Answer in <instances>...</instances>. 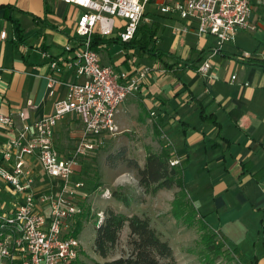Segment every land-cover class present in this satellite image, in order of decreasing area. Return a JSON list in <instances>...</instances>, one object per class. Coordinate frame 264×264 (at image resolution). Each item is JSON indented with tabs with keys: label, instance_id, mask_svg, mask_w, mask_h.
I'll use <instances>...</instances> for the list:
<instances>
[{
	"label": "crops",
	"instance_id": "obj_1",
	"mask_svg": "<svg viewBox=\"0 0 264 264\" xmlns=\"http://www.w3.org/2000/svg\"><path fill=\"white\" fill-rule=\"evenodd\" d=\"M80 14V7L62 0H0V113L16 117L29 101L36 105L30 121L53 113L55 102L67 94V82L76 78L67 69L56 72L61 83L50 96L48 75L56 76L50 61L64 55V46L76 38ZM164 16L163 25L158 20L143 23L156 22L159 31L180 22ZM251 21L255 30H239L235 40L210 59L209 75L196 69L203 59L195 67L179 64L166 69L163 61L137 49H128L120 58L109 53L103 57L105 49L119 43L99 52L104 63L119 69H129L132 62L152 67L144 85L120 106L118 113L124 115L116 116L118 130L126 131L129 125L138 129L152 126L157 138L158 128L173 157L180 160L188 196L199 216L225 238L241 264H264V1H255ZM3 31L7 32L5 38ZM187 34L197 37L195 44L182 39ZM175 36L174 49L168 51L184 59H195L202 50L206 51L204 58L215 43L213 36L199 38L193 30ZM156 37L161 47L162 34ZM133 54L140 56L132 60ZM202 112L213 114L217 122L204 119ZM79 121L75 114H67L56 125L55 141L61 152L76 146L82 128ZM16 135L17 129L0 123V151ZM162 147L154 151L160 152ZM146 157L147 153L138 161L140 165ZM35 167L39 186L49 182L41 166L35 163ZM121 167H110L116 182L131 184ZM4 188L0 182L2 196ZM118 202L110 206L127 214L146 213L136 203L126 206Z\"/></svg>",
	"mask_w": 264,
	"mask_h": 264
},
{
	"label": "built area",
	"instance_id": "obj_2",
	"mask_svg": "<svg viewBox=\"0 0 264 264\" xmlns=\"http://www.w3.org/2000/svg\"><path fill=\"white\" fill-rule=\"evenodd\" d=\"M62 1L76 4L81 14L75 24L76 38L64 46V55L50 61V68L59 74L70 70L76 79L67 82L66 96L55 102L53 113L46 117L30 121L36 108L31 101L16 117L0 113V123L17 129L16 137L0 151V182L10 196L3 199L0 189V264H75L82 258L84 247L75 230L91 197L88 181L81 177L83 163L118 133L120 106L144 85L152 70L133 62L129 69L106 64L91 46L95 34L130 42L141 23L151 21V0ZM255 1L264 0H156V4L161 14L180 21L172 27L173 34L193 30L199 38H215L197 69L209 75L210 59L224 44L233 42L239 30L256 29L251 21ZM1 35L5 38L7 32ZM57 73L48 75L50 96L61 83ZM67 114H75L82 128L74 149L64 153L56 145L55 129ZM35 163L50 178L41 186ZM179 163L170 159L172 166ZM103 195L110 196L109 191ZM98 214L100 224L104 213Z\"/></svg>",
	"mask_w": 264,
	"mask_h": 264
},
{
	"label": "rangeland",
	"instance_id": "obj_3",
	"mask_svg": "<svg viewBox=\"0 0 264 264\" xmlns=\"http://www.w3.org/2000/svg\"><path fill=\"white\" fill-rule=\"evenodd\" d=\"M148 12L151 20L161 21L162 25L165 23V16L159 12L156 0L150 1ZM141 24L146 25V23L143 22ZM171 30L172 28L166 25V27L163 26L162 29L160 28L158 31L162 34L160 46L167 50L174 49V43L177 42V37L171 33ZM186 36L187 37L183 36L182 39H189L190 41L188 43L195 44L197 38L195 35L187 34ZM155 39H157V37ZM157 43L156 46H158ZM180 43L183 44L184 41H180ZM127 51L128 48L124 47L122 44H118L105 49L102 54L103 57L104 53H109L113 58H120ZM119 52H122L120 56H118ZM139 56L138 54H133L131 59L135 60ZM141 64L142 63L138 65L140 66ZM143 65L146 64L143 63L141 66ZM123 115V112L118 113L117 119L118 117H123ZM152 129V126H147L145 129H138L135 125H129L125 131L119 127L118 134L110 140H107L97 151L96 155L87 158L83 163L81 177H84L88 181V191L91 197L86 200L84 204L86 213L81 219L83 221V229L79 233V238L84 247L81 259L85 261L86 264H96V262L105 263L122 256H127L130 252L131 245L128 243L129 238L126 235V232H129L128 225L124 227L113 253L107 258L96 253L94 247L97 226L99 225L98 213L103 212L104 216H106L107 209L112 207L110 206L111 204L119 205V200L113 196V191L117 190L120 194L126 195L130 202L136 203L143 208L142 210L146 211L143 215H150L148 216L151 218L152 226L161 234L162 239L168 241L173 247L174 256L178 264H204L203 259L206 261L208 260V264H241V261H239L226 245L221 246L217 257H215L214 252L209 254V251L202 241L205 228L203 227L204 222L202 223L199 216L193 218V224L175 217L172 210V200L176 192L179 191L178 187L161 189L156 194L148 193L140 186L137 170L122 161H119V164L123 166L121 167L122 169L126 170L125 175L130 177L131 184L116 182L115 171L110 168L112 167L111 163L116 159L114 158L110 163L108 160L109 155L112 154V156H115L118 152H122V150L125 149L124 152L126 154L124 156H127L125 158L143 161L146 153L159 149L160 145L162 146V142L159 140L158 136L156 138ZM153 140H155V142ZM117 159L121 160L119 158ZM107 190L110 196L103 195ZM2 197L4 199L7 198V200L10 199L5 192H3ZM114 209L118 211L117 208ZM205 223L207 222L205 221ZM215 241L217 242L216 245L222 244L218 237L215 238Z\"/></svg>",
	"mask_w": 264,
	"mask_h": 264
},
{
	"label": "trees",
	"instance_id": "obj_4",
	"mask_svg": "<svg viewBox=\"0 0 264 264\" xmlns=\"http://www.w3.org/2000/svg\"><path fill=\"white\" fill-rule=\"evenodd\" d=\"M157 31L158 24L156 22H153L151 25L141 24L135 36L127 43L122 42L118 38H102L98 34H95L92 37L91 46L99 51L105 46L119 43L128 49H137L140 54H148L152 59L163 61L166 69H172L179 64L195 67L202 60L203 53L206 52L205 50H202L195 59H192V57L184 59L173 51L156 46L157 39L155 38ZM166 59L172 62L169 63ZM262 66L264 67V64ZM202 117L212 122H217L213 114H206L205 112L203 114L202 112ZM155 133L162 142L163 147L160 152L149 151L144 165H140L138 160L125 158L127 157L124 156L126 154L124 152L125 149L122 152H118L115 156H112V154L109 155L108 160L111 163V160L116 159L111 163L112 167H116L119 161H122L136 169L140 186L148 193L156 194L161 189L178 187L179 191L176 192L172 200L173 214L177 219L193 224V218L199 216V214L188 196L183 178V167L181 163L173 166L170 164V159L173 158L174 153L166 144L165 140L161 138V133L158 128H155ZM113 196L126 206L130 205L129 198L126 195L120 194L117 190L113 191ZM199 218L202 223L204 222L203 227L205 228L202 241L209 251V254L214 252L215 257H217L221 246L226 245V240L223 237H219V234L210 228L202 217L199 216ZM126 225L130 229L128 243L131 245V249L128 255L105 263L96 262V264H178L174 256L173 247L168 241L162 239L161 234L152 226L151 218L148 215H140L137 213L127 214L117 211L112 207L107 209L106 216H104L103 221L97 226L94 241L96 253L104 258L110 256ZM82 229L83 221L79 220L75 230L76 235ZM217 237L222 244L216 245L215 238ZM203 261L204 264H208V260L203 259ZM75 264H86V262L79 259Z\"/></svg>",
	"mask_w": 264,
	"mask_h": 264
}]
</instances>
